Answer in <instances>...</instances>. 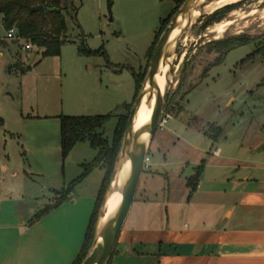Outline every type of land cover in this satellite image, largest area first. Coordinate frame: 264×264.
<instances>
[{"label":"rangeland","instance_id":"1","mask_svg":"<svg viewBox=\"0 0 264 264\" xmlns=\"http://www.w3.org/2000/svg\"><path fill=\"white\" fill-rule=\"evenodd\" d=\"M63 2L68 6V31L60 55L45 57L42 47L25 48L29 40L8 38L0 13V107L7 117L5 124L0 122V189L15 195L33 193L48 199L64 183L46 181L49 187L42 189V177L31 180L25 173L22 146L7 130L13 129L15 114L112 112L115 115L103 129L112 140L117 115L127 112L125 104L135 96L134 72H147L148 51L162 21L178 9L175 0ZM262 6L264 0H241L207 11L198 19L175 59L162 114L180 115L204 130L211 124L222 127L220 144L236 153L237 142L264 149V57L254 52L257 46H264V19L259 12L250 14ZM227 20L233 22L221 36L210 33L211 26ZM235 36L253 41L231 49L218 61L221 49L217 41ZM82 43L88 52L81 51ZM11 64L15 69L12 75ZM37 120L40 134L36 145L44 152L48 139L61 125L54 117ZM85 146L90 148L87 143ZM93 153L90 149L73 153L67 164L72 167L75 161H89ZM45 157L37 154L35 171H45ZM96 174L100 175L101 169Z\"/></svg>","mask_w":264,"mask_h":264},{"label":"crops","instance_id":"2","mask_svg":"<svg viewBox=\"0 0 264 264\" xmlns=\"http://www.w3.org/2000/svg\"><path fill=\"white\" fill-rule=\"evenodd\" d=\"M14 70L11 64L10 75ZM60 115L21 111L15 114L13 129H7L22 146L25 173L31 180L44 179L42 189L49 187L46 181L56 180H64L60 189L67 187L82 173V164L97 155V149L84 141L64 158L61 126L48 139V151L36 145L37 119L54 117L59 126ZM6 120L0 107V122ZM220 137L213 140L180 115H171L158 127L149 166L109 264H264V149L237 142L236 153L221 145ZM87 149L94 150L89 161L68 166L73 153ZM37 154L46 156L43 172L34 170ZM200 165L198 186L191 191L188 180ZM104 175L105 169L96 167L66 200L34 220L57 199L60 189L48 199L0 189V264H73Z\"/></svg>","mask_w":264,"mask_h":264},{"label":"trees","instance_id":"3","mask_svg":"<svg viewBox=\"0 0 264 264\" xmlns=\"http://www.w3.org/2000/svg\"><path fill=\"white\" fill-rule=\"evenodd\" d=\"M175 1L177 2L178 8L184 0ZM40 5L44 6V11L34 9L35 6ZM67 9L68 6L64 4L63 0H0V13L3 14V21L7 30L15 26L17 28L19 38L29 40L31 45L42 47V53L45 57L60 55L62 45L67 41ZM169 19L170 18L162 21V29L158 33L157 37H155L153 44L149 48V59L151 58L159 36ZM207 25H209V23ZM252 41V39L246 38L245 36L220 39L217 41V43L220 44L219 48L221 49L220 55L217 58L218 61H221V59L231 49ZM81 51L88 52L86 47H84V43H82ZM254 52L258 56L264 57V46H257ZM145 73L137 74L134 72L136 81L134 99L141 87ZM133 101L125 104L127 108L126 113L117 115L118 119L112 140L107 138L103 131L105 124L115 115L112 112L95 115L61 114L59 116L61 119L63 157L66 158L77 143L84 141H89L92 147L97 149V155L93 160L82 164V173L77 178L72 180L67 187L58 190L57 199L52 203H48L44 208L39 210L34 215L33 220L42 217L44 214L48 213L66 200L74 187L93 169L96 167H102L105 169V175L90 218L85 240L81 251L74 260L73 264H81L90 250L94 238L99 210L104 195L110 184L113 166L121 146ZM209 128L210 129L205 130V133L213 140H218L223 133V128L214 124L209 125ZM201 171L202 165L198 167L197 173L189 178L188 184L191 191H194L197 188ZM110 259L107 264H109Z\"/></svg>","mask_w":264,"mask_h":264},{"label":"water","instance_id":"4","mask_svg":"<svg viewBox=\"0 0 264 264\" xmlns=\"http://www.w3.org/2000/svg\"><path fill=\"white\" fill-rule=\"evenodd\" d=\"M216 0H184L163 29L149 60L148 68L138 94L132 104L128 122L117 154L109 187L104 195L90 250L81 264H107L117 246L121 231L129 215L141 177L146 168V157L167 102L175 59L189 30ZM35 10L44 11L43 5ZM177 34L174 35L175 31ZM165 75L166 84L161 89L157 75ZM151 107L149 120L136 128V119L144 103ZM130 161V170L122 179L123 168ZM120 190L121 199L108 214L110 195Z\"/></svg>","mask_w":264,"mask_h":264},{"label":"bare ground","instance_id":"5","mask_svg":"<svg viewBox=\"0 0 264 264\" xmlns=\"http://www.w3.org/2000/svg\"><path fill=\"white\" fill-rule=\"evenodd\" d=\"M239 1H241V0H216L207 7V11H210L212 13V11H215L219 8H222V7L227 6L229 4L231 5V4L239 2ZM257 12H259L260 17L264 19V7L262 6V8H260V9H258V8L254 9L250 12V14L257 13ZM232 22L233 21H231V20H227L225 22H220L216 25L211 26L209 31H210V33L214 32V33H217L218 36H221V34L227 29L228 25H230ZM177 32H178V30L175 31L174 35H176ZM157 80L159 82L160 88L164 89L165 84H166L165 75H162L161 73H159L157 75ZM151 112H152L151 107L147 104L146 101H144V103L142 104V106L139 110V113H138V116L136 119V128H139L140 126H142L143 124H145L149 120ZM129 170H130V161L128 160L126 162L124 168H123L122 179L127 177ZM120 199H121L120 190H116L115 192H113L110 195L108 203H107L108 214L111 213L115 209V207L119 203Z\"/></svg>","mask_w":264,"mask_h":264},{"label":"built area","instance_id":"6","mask_svg":"<svg viewBox=\"0 0 264 264\" xmlns=\"http://www.w3.org/2000/svg\"><path fill=\"white\" fill-rule=\"evenodd\" d=\"M7 37L11 38V39L19 38L18 31H17V28L15 26L11 27L8 30ZM31 47H32V45L30 43L25 44L26 49H30ZM170 117H171V114H169V113H167L165 116L162 115L160 122H159V126H162L164 123H166ZM149 160H150V158H149V156H147L146 157V168L149 166Z\"/></svg>","mask_w":264,"mask_h":264}]
</instances>
